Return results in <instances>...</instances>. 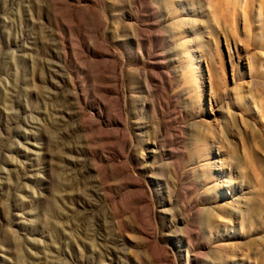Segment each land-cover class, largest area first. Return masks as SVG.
<instances>
[{
    "label": "rangeland",
    "instance_id": "obj_1",
    "mask_svg": "<svg viewBox=\"0 0 264 264\" xmlns=\"http://www.w3.org/2000/svg\"><path fill=\"white\" fill-rule=\"evenodd\" d=\"M244 1L0 0V264H264Z\"/></svg>",
    "mask_w": 264,
    "mask_h": 264
},
{
    "label": "bare ground",
    "instance_id": "obj_2",
    "mask_svg": "<svg viewBox=\"0 0 264 264\" xmlns=\"http://www.w3.org/2000/svg\"><path fill=\"white\" fill-rule=\"evenodd\" d=\"M246 1H247V3H248V0H246ZM249 1H252V0H249ZM260 1H261V0H260ZM244 2H245V1H244ZM247 3L245 2V4H247ZM252 3H253V2H252ZM258 3H259V2H258ZM226 4H229V3H226ZM235 4H236V2H235ZM249 4H250V3H249ZM262 4H263L262 6H264V0H262ZM243 5H244V3H243ZM247 5H248V4H247ZM258 5H259V4H258ZM260 5H261V2H260ZM248 6H249V5H248ZM250 7H251V5H250ZM260 7H261V6H259V8H260ZM229 8H230V7H229ZM233 9H234V8H233ZM236 9H237V8H236ZM244 9H246L245 6H243V10H244ZM247 9H248V7H247ZM261 9H263V8L261 7ZM229 10H230V9H229ZM244 11H245V10H244ZM244 11H243V12H244ZM261 11H263V10H261ZM261 11H260V12H261ZM247 13H249V10L247 11ZM233 14H234V10H233ZM248 15H249V14H248ZM260 15H261V14H260ZM262 15H263V14H262ZM246 16H247V15H246ZM249 18H250V17H249ZM263 23H264V22H263ZM263 25H264V24H263Z\"/></svg>",
    "mask_w": 264,
    "mask_h": 264
}]
</instances>
